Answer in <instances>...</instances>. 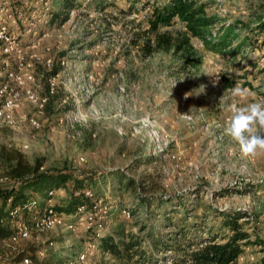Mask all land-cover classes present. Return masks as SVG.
<instances>
[{
    "label": "rangeland",
    "instance_id": "374dc122",
    "mask_svg": "<svg viewBox=\"0 0 264 264\" xmlns=\"http://www.w3.org/2000/svg\"><path fill=\"white\" fill-rule=\"evenodd\" d=\"M74 1L69 20L48 23L47 36L28 49L54 61L52 67L37 64L33 73L35 88L49 93V102L43 112L24 102L17 110L21 127H0V154L18 148L33 166L41 163L40 171L67 169L77 179L87 177L83 187L102 198L107 212L98 210L94 222L79 223L76 208L63 214L75 219L73 226L35 231L15 244L1 239L3 264L30 245L42 247L40 256L60 252L65 264H86L77 261L81 253L94 264H118L100 245L108 236L119 237V225L141 239L145 264H175L177 253L165 248L167 241L181 239V229L197 241L221 229L227 233V213L241 216L243 226L264 242V153L245 157L224 133L232 104L264 97V0H195L212 20L207 32L226 45L208 47L176 17L159 28L174 36L173 45L149 55L131 42L147 25V0ZM55 2L54 10L62 9L63 0ZM15 66L14 59L0 58V85L8 80L6 69ZM55 66L60 72L52 80ZM236 83L252 95L233 97ZM29 117L40 125H31ZM74 130L80 132L76 138ZM165 141L169 151L182 152L179 166L158 152ZM9 168L0 158V188L14 183ZM156 172L157 188L145 192L141 184L149 182L143 177ZM116 173H124L123 180ZM127 177L138 181L136 192L126 188ZM72 181L53 191L51 205L67 204L72 191L78 194ZM9 203L0 197L1 214ZM263 256L264 243L245 245L237 261L254 264Z\"/></svg>",
    "mask_w": 264,
    "mask_h": 264
},
{
    "label": "trees",
    "instance_id": "16d2710c",
    "mask_svg": "<svg viewBox=\"0 0 264 264\" xmlns=\"http://www.w3.org/2000/svg\"><path fill=\"white\" fill-rule=\"evenodd\" d=\"M62 9L54 10V19L63 23L69 16L67 8L72 7L76 1L63 0ZM77 4V3H76ZM103 6V5H102ZM143 9L149 8L150 11L145 15L147 25L141 27L131 39L133 46L142 49L145 55L152 54L154 50L160 48H170L174 42V36L168 31H159L164 25L172 24L173 20L178 17L185 23L187 29L195 36H199L210 48H218L226 45L223 39H214L212 34L207 32L208 26L212 20L210 17L203 15L205 5L198 4L195 0H165L164 2H154L147 0L143 3ZM103 8V7H102ZM105 8V7H104ZM133 7L126 9L125 13H131ZM104 10V9H103ZM264 28V23L260 25ZM154 33V38L151 34ZM145 39L141 43V40ZM184 42H188L187 40ZM180 45L178 44V47ZM181 47V46H180ZM200 59H195L194 64H198ZM58 66H55L53 73H57ZM48 94V93H47ZM159 156V155H158ZM0 158L7 162L10 166L8 170V180L14 182L10 187L0 188V197L9 200V207L0 215L6 213L11 206L21 205L26 202H35L37 207L43 208L51 205L53 191L67 187V180L71 179L75 188H79L78 194L72 191L67 204L53 205L59 212L63 214L72 213L80 204L90 199L85 195L83 186L88 181L87 177L75 178L73 171L62 169L59 171H40L41 163L33 166L26 158L24 153L18 148L2 149ZM115 176L121 177L123 180L124 173H116ZM160 173H149L143 177L148 181V185H143L145 192L155 190L160 182ZM120 182H123V181ZM138 181L133 177H127L125 186L128 190L136 192ZM40 194L38 198L36 194ZM239 215L230 216L225 214L223 227L228 228V232L221 229L214 235H209L204 240H195L190 236L186 229H181L179 234L181 239L175 238L173 243L167 241L165 248L175 250L177 256L173 260L175 264H241L237 261L239 253L243 246L261 245L263 240L256 232H251L243 226V222ZM70 222H75L74 218H67ZM8 228V227H7ZM9 230V229H8ZM5 226L0 225V233L4 234ZM119 237L108 236L101 239V248L104 252L114 256L118 264H145L149 263V259H144L145 251L142 249V241L134 232H126L122 225L117 227ZM160 241H156L155 246L159 247ZM42 247L30 245L16 249L11 258V264H22L23 257H29L30 263L33 264H65L60 252L47 251L46 255L40 256ZM78 261V259H77ZM254 264H264V256Z\"/></svg>",
    "mask_w": 264,
    "mask_h": 264
},
{
    "label": "built area",
    "instance_id": "2783aa9c",
    "mask_svg": "<svg viewBox=\"0 0 264 264\" xmlns=\"http://www.w3.org/2000/svg\"><path fill=\"white\" fill-rule=\"evenodd\" d=\"M55 5V0H0V34H2L0 58L6 61L14 59L16 63L15 68L6 69L8 80L0 85V127L14 129L21 127L22 117L17 116V110L24 102L31 103L39 112H43L49 102V93L42 95L35 88L33 73L37 64L44 63L47 67H52L54 61L51 57L43 58L34 51L29 53L28 49L34 46L36 40L47 36V24L54 20ZM68 20L69 18L64 22ZM59 60L60 66L66 64L64 58ZM59 72L60 69L51 76V79L54 80ZM53 92L51 87L50 94ZM63 102H66V99ZM28 121L34 127L40 125L35 117H29ZM79 135L80 132L77 130L71 134L73 138ZM158 152L165 154L168 160L175 162L176 166L184 162L182 152L169 151L167 141L160 144ZM84 192L92 199V204L90 206L81 204L77 207L78 222L92 223L97 218L98 210L107 212V204L100 197L94 198L92 189H85ZM63 224L73 226L75 222L68 221L53 205L39 208L35 202H26L11 206L5 214L0 215V225L9 226L7 233H0V240H5L7 244H15L21 239L29 238L35 231ZM79 261L94 264L87 259L85 253L80 254ZM30 262L29 257H23L21 260L22 264ZM0 264H3L1 259Z\"/></svg>",
    "mask_w": 264,
    "mask_h": 264
},
{
    "label": "clouds",
    "instance_id": "9594fccd",
    "mask_svg": "<svg viewBox=\"0 0 264 264\" xmlns=\"http://www.w3.org/2000/svg\"><path fill=\"white\" fill-rule=\"evenodd\" d=\"M230 91L233 97L240 99L252 95L240 83H236ZM224 133L239 145L243 156L254 157L258 153H264V97L242 106L232 104L231 116L226 122Z\"/></svg>",
    "mask_w": 264,
    "mask_h": 264
}]
</instances>
